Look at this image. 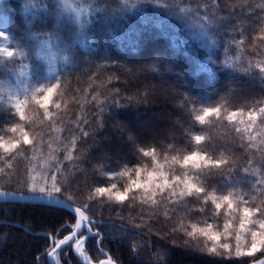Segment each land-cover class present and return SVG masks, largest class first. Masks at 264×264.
Wrapping results in <instances>:
<instances>
[{
    "label": "trees",
    "instance_id": "16d2710c",
    "mask_svg": "<svg viewBox=\"0 0 264 264\" xmlns=\"http://www.w3.org/2000/svg\"><path fill=\"white\" fill-rule=\"evenodd\" d=\"M137 3L139 8L132 14L119 0H97L100 9L95 18L81 28L54 0H45L32 15L23 13L21 0H0L12 46L23 52V62L30 69L23 109L33 140L10 151L0 148V188L17 190L31 182L35 173L47 176L49 185L56 174L59 184L70 182L72 189L78 188L75 205L91 203L88 216L104 222L91 226L101 234L99 246L96 237L85 242L84 253L92 260L100 256L101 248L118 264H247L264 251L252 257L210 258L174 244L184 239L182 231L173 232L181 223L191 230L192 223L203 226L206 221L222 230L224 209L214 218V206L211 201L205 205L203 197L199 202L185 197L186 203L177 205L171 201L178 197L157 191L153 197L157 204L150 205L143 203L144 190L133 185L136 198L116 204L93 191L120 183L123 192L131 180V168H139L146 179L153 170V156H143L141 148L154 150L156 163L170 176L182 175L183 169L172 163V157L179 152L182 160L183 154L195 148L193 134H203L202 145L216 157L223 151L222 158L232 161L228 167L235 165L234 175L252 183L260 178L264 173L262 132L247 131L226 116L241 109L243 113L257 110L264 103V74L256 67L264 62V0ZM201 15L211 22L208 30L213 45L208 50L194 42L187 27ZM44 33L54 37L49 41L54 50L57 43L72 48L67 63L74 67L63 61L47 76V65L38 56L41 43L37 37ZM233 47L236 57L229 61L225 54ZM17 66L18 59L9 58L0 67V78L10 76ZM57 78L60 87L45 115L33 96L42 95L36 89L57 83ZM153 86L167 91L154 93ZM117 102L121 107L114 106ZM217 105L222 106L221 117L209 116L203 124L195 121L203 107ZM14 112L12 106L0 102V138L17 139L18 133L10 131L11 124L19 122L18 116L12 119ZM117 123L124 126V132L117 130ZM129 134L137 137L134 145L128 143ZM249 136L256 139L249 140ZM245 168L258 170L257 175L245 173ZM246 187L251 189V184ZM256 187L260 191L252 189L245 198L254 196L251 206H264V184ZM200 207L205 210L200 212ZM74 220L70 211L42 204L0 203V264H48L50 237L34 232L59 239L70 231ZM230 242L235 243L234 239ZM56 257L59 264H81L71 245Z\"/></svg>",
    "mask_w": 264,
    "mask_h": 264
},
{
    "label": "snow or ice",
    "instance_id": "6c2138e0",
    "mask_svg": "<svg viewBox=\"0 0 264 264\" xmlns=\"http://www.w3.org/2000/svg\"><path fill=\"white\" fill-rule=\"evenodd\" d=\"M36 7L35 4L31 5ZM75 13L74 20L76 24H79L81 28L87 23L86 18H84L85 9L82 7H75L70 9ZM62 15V12H61ZM203 29V26H202ZM44 37H47L45 39ZM0 38L8 40V35L5 32H0ZM40 39V54L42 58L50 65V71H54V64L58 59H62L66 62L67 67H74L73 65L67 63L72 56V48L61 46L60 43L56 44V49L53 51L52 46L49 41L53 40L54 37L44 33L37 37ZM211 41L208 42L211 45ZM0 52L6 54L7 57L12 58L16 53L9 50L8 48L0 49ZM21 56H24L20 52ZM260 69V73L264 74V62L258 63L256 65ZM156 69H153L155 71ZM204 71L212 72L211 68L204 67ZM131 73L132 69H128ZM58 80V78H57ZM60 87L59 80L57 83H50L47 86H41V88L36 89L37 92L42 93L40 96H33V100L40 108H43L45 115L48 114V104L52 99L54 93L58 91ZM27 93V89H24ZM166 92L167 89L161 87L159 89L153 86V92ZM116 94H119V89L116 90ZM146 100V98H145ZM116 108L121 107L117 102L114 105ZM55 107L59 108L60 105L56 104ZM108 107H113L109 105ZM15 112L12 119L15 121V117H19V122H13L10 127V131L13 133H18L17 139L5 145L0 143V148H4L5 151H10L17 148L18 145H31L33 140L30 138L29 131L26 130L25 124L28 122L26 118L25 110L23 109V102L19 101L13 105ZM261 114H264V107L259 109ZM222 106H205L202 108L200 113L195 116V121L203 124L207 117L216 116L221 117ZM243 110L231 111L227 113L226 119L231 123L237 119L238 116H243ZM257 118V112L249 110L247 113L248 127L251 128L255 123ZM116 128L120 132H124L125 128L123 125L117 123ZM103 128V125H100ZM85 136L88 133H84ZM192 140L195 142V148L183 154L182 160L180 159V153L178 152L176 156L172 157L173 164H179L183 169L182 175H169L168 172L163 170V167L156 163L154 150L153 152L140 149L139 151L143 153V156L147 157L149 155L153 156V170L147 173V178H142L140 174V169H135L136 179H131L129 184L125 186L123 192L116 190L115 184H110L108 187H96L93 191V195H99L100 197L107 196L110 201L116 204H123L129 199H135L132 186H135L136 190L143 189L145 193V198L143 203L156 205L157 201L153 198L157 191L161 194L171 193L172 197H178L172 200L173 204H185L186 201L183 199L185 197H195L196 201L199 202L201 197H203V203L206 205L208 201L214 206V218H219V214L224 209V223L222 230L219 226H214L212 223H203V226H199L197 223H192L190 225L191 230H188L183 223L178 225L173 229V232L182 231L184 239L182 241L174 240V244L178 243L185 251L191 254H202L207 255L210 258H223L230 259L232 257L242 258V257H252L257 252L264 251V206L257 205L255 207L251 206L252 201L256 197L252 196L250 199L245 197L249 195L252 189L260 191L256 187L257 184H264V173H261L260 178L252 183L250 180H246L245 177L236 176L233 174L232 168L228 165L232 164L230 159L222 158L224 152H220V158L214 155L213 151L205 150V146L202 145V141L206 139L203 134H193ZM255 137L249 136V140H255ZM137 137L134 134H129L128 143L135 144ZM260 144L264 145V128H262V138L260 139ZM50 147V145H49ZM260 159L264 161V149L261 150ZM249 164H251V159H249ZM227 169V172L225 171ZM258 170H250L248 168L244 169L245 173H250V175H257ZM122 175H127V172L121 173ZM53 183L51 185L47 182V176H44L42 181H37L35 177L31 178V182H25L21 184V187L13 192H0V195L13 196L19 200L31 199L34 201H39L43 206L50 208H57L59 210L74 211L77 215V220L73 228L72 237L65 236L64 239L57 243V247L65 244L70 238H75L79 233L76 229L82 228L85 224L87 225H103V220L93 219L86 215L91 207V203H86L80 206H76L74 195L78 193L79 189H72L71 183L59 184L58 177L56 174H52ZM219 178V183H215L216 179ZM247 184H251V189L246 187ZM211 186V190H209ZM177 189L179 190L177 193ZM68 192V195H65ZM92 197H89V201ZM46 202V203H45ZM66 202V203H65ZM264 205V201L261 202ZM203 212L205 209L200 207L198 209ZM193 210H189L187 214L191 213ZM166 216L169 213H165ZM143 219V217H141ZM153 218H156L155 215ZM135 227L141 228L143 225H136ZM88 232L97 238V244L102 240L99 231H93L90 227ZM167 239L168 237H163ZM230 239H234V245L230 242ZM86 237L80 236V239L76 240V247L80 249L81 254H83L82 245L85 242ZM55 242V241H54ZM101 252L103 250L101 249ZM55 249L49 253V255H54ZM104 264V262H101ZM107 264H113L111 260ZM254 264H264V260L254 262Z\"/></svg>",
    "mask_w": 264,
    "mask_h": 264
},
{
    "label": "rangeland",
    "instance_id": "374dc122",
    "mask_svg": "<svg viewBox=\"0 0 264 264\" xmlns=\"http://www.w3.org/2000/svg\"><path fill=\"white\" fill-rule=\"evenodd\" d=\"M54 1L58 4L60 10L62 9L63 13L73 23H75L74 20L75 13L70 10L71 8L82 7L83 9H85L84 18H86L87 23L91 21L93 18H95L96 11H99L100 9L98 4L96 5L97 0H54ZM119 2L128 10V12L132 14L137 10V8H139V4L137 3V0H119ZM21 3H22L23 13L26 15H32L34 11L38 7H40V5L45 4V0H21ZM33 4H35L36 7H32L31 5ZM155 24L156 26H159V23H155ZM209 25H211L209 18L206 15H201L195 20H193V24L187 26L190 29L189 32L190 37L194 40H198L200 46L205 48L206 50H208L213 45V39L209 35V30H208ZM0 32H5L8 35L7 41L4 40L3 38H0V49L8 48L9 50L16 53L13 57L18 59V66L15 70H13L10 73V76L0 78V102L13 107V105L17 102V98H18L19 101L23 102V107H24V105L27 103L28 100L27 95L29 93L30 69L28 64L23 62L24 56L20 55V52L21 53L23 52L12 46L13 44L7 27V19L5 15H3L1 12H0ZM209 41L212 42L211 45L208 44ZM49 44L52 46L51 42H49ZM53 51H55L54 48ZM38 56L47 65V76L53 74L57 70L59 65L63 64V60L58 59L54 64L55 70L50 71V65L42 58V55L40 54V48L38 50ZM235 57H236L235 51H232L230 54L227 55L229 61H231ZM7 60H9V57H7L6 54L0 52V67H3L5 65V61ZM25 88L27 89V93H25L24 91ZM261 107H264V103L260 107H258L257 110L251 109L257 112L256 121L251 128L248 127V123L250 122L247 121V113L249 110L244 112L243 116H238L237 119L231 123L238 124L243 129L250 131L252 133L255 134L261 133L262 128H264V114H261L259 112V109ZM12 141L14 140L6 136L0 138V143H4L5 145H7ZM129 173L130 175H132L131 179H136L135 169L131 168ZM34 177L37 179V181H42L44 178V176L36 175V173L34 174ZM115 185H116V190L121 192V187L120 188L118 187L120 186V183H117Z\"/></svg>",
    "mask_w": 264,
    "mask_h": 264
},
{
    "label": "water",
    "instance_id": "95a60500",
    "mask_svg": "<svg viewBox=\"0 0 264 264\" xmlns=\"http://www.w3.org/2000/svg\"><path fill=\"white\" fill-rule=\"evenodd\" d=\"M0 192H13V191H9V190H0ZM0 202H5V203H22V204H41L39 201H34V200H31V199H24V200H19L17 199L16 197H13V196H4V195H0ZM46 203V202H45ZM66 203V202H65ZM75 208V206H73V209ZM71 213H73L75 216H76V220H77V215L74 213V211H70ZM76 222V221H75ZM75 226V224H74ZM73 226V228H74ZM86 228L87 231L88 229L90 228V225H87L85 224L82 228L80 229H76V231L80 234L83 230V228ZM73 228H72V231L67 234L66 236H69V237H72V233H73ZM29 231V230H28ZM35 234H39L41 232H34ZM78 234V235H79ZM78 235L75 236V238H70L65 244L63 245H60L59 247H57V243L64 239L61 238L58 242H56L54 244L52 238H51V242H50V252H52L53 249H55V252L58 251L59 249L63 248L65 245H67L69 242L73 241V240H77L78 239ZM86 237V239L89 237V236H92L89 232L86 233V235H84ZM80 239V238H79ZM48 253V264H58L54 258V255H49ZM75 255L78 257L79 261L82 263V264H101V262H108L109 260H111L113 262V264H116V262L114 261V259H112V257L108 254V253H105L104 256H102L101 258L97 259L95 262H89L88 260L84 259L81 255H80V252H79V248L75 247ZM261 260H264V255L255 259V260H252L250 261L249 263L247 264H254V262H258V261H261Z\"/></svg>",
    "mask_w": 264,
    "mask_h": 264
},
{
    "label": "bare ground",
    "instance_id": "6f19581e",
    "mask_svg": "<svg viewBox=\"0 0 264 264\" xmlns=\"http://www.w3.org/2000/svg\"><path fill=\"white\" fill-rule=\"evenodd\" d=\"M194 40V39H193ZM194 42H198V44H199V41L198 40H194ZM199 46H200V44H199ZM201 47V46H200ZM235 48L233 47V49L231 50V51H228L225 55L227 56L228 54H230L232 51H235L234 50ZM0 190H9V191H15V190H10V189H5V188H0ZM0 203H5V202H0ZM22 204V203H21ZM73 206H77V205H73ZM73 214V213H72ZM74 215V214H73ZM86 215L88 216V214L86 213ZM75 216V215H74ZM90 217V216H89ZM76 221V216H75V220H74V222H73V224L70 226V231L68 232V233H66L64 236H66L67 234H69L71 231H72V228H73V226H74V224L76 223L75 222ZM91 227V226H90ZM27 231H28V229L27 228H25ZM86 233H88V231H87V229L84 227L83 228V230H82V232L78 235V238H80V236H84V235H86ZM39 234H45V235H48L49 237H52L50 234H48V233H43V232H41V233H39ZM64 236H62L61 238H63ZM61 238H59V240L61 239ZM90 238V236L87 238V240ZM75 240H73V241H71V242H69L67 245H71L72 246V244H73V242H74ZM67 245H65L63 248H65ZM103 250V249H102ZM99 252H100V256L104 253V250H103V252H101V249H99ZM105 253H108V252H105ZM80 254H81V251H80ZM81 256L84 258V259H86V260H88V261H90V256L89 255H86L85 253H83V254H81ZM99 256V257H100ZM98 257V258H99ZM93 262H95V261H93ZM105 264H107V262H105ZM116 264H118L117 262H116Z\"/></svg>",
    "mask_w": 264,
    "mask_h": 264
}]
</instances>
